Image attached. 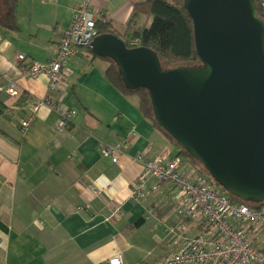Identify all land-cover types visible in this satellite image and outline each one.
Masks as SVG:
<instances>
[{"label": "crops", "instance_id": "0c3cea01", "mask_svg": "<svg viewBox=\"0 0 264 264\" xmlns=\"http://www.w3.org/2000/svg\"><path fill=\"white\" fill-rule=\"evenodd\" d=\"M79 1L18 0L16 28L0 25V264H96L118 252L137 264L174 248L164 239L177 206L174 187L148 178L144 196L131 198L142 173L134 155L145 152L148 159L165 149L179 154L142 115L138 96L117 90L105 75L107 62L86 49L68 61L59 92L48 93L44 75H23L30 62L52 58L56 34L68 26ZM142 1L91 0L119 33ZM149 22L142 15L135 25ZM11 81L18 97L5 91ZM48 94L75 110L65 126L47 104L32 109ZM118 143L123 148L117 163L101 155V147ZM116 202L121 212L111 218Z\"/></svg>", "mask_w": 264, "mask_h": 264}, {"label": "water", "instance_id": "95a60500", "mask_svg": "<svg viewBox=\"0 0 264 264\" xmlns=\"http://www.w3.org/2000/svg\"><path fill=\"white\" fill-rule=\"evenodd\" d=\"M200 64L163 68L116 35L89 44L124 86L143 89L154 120L228 194L264 201V22L253 0H183Z\"/></svg>", "mask_w": 264, "mask_h": 264}, {"label": "built area", "instance_id": "2783aa9c", "mask_svg": "<svg viewBox=\"0 0 264 264\" xmlns=\"http://www.w3.org/2000/svg\"><path fill=\"white\" fill-rule=\"evenodd\" d=\"M253 1L256 10L260 9L264 15V0ZM99 16L91 0H80L72 9L68 26L56 34L57 45L52 58L44 62H30L22 70L23 75L29 78L46 76L48 93L64 89L66 65L79 49L89 46L99 35L96 28ZM17 59L23 61L25 56L18 54ZM5 91L12 97L21 94L12 81ZM43 104L58 112L60 126H65L76 113L54 101L51 94L34 104L32 109L37 110ZM28 124L29 119L22 121V130ZM134 133L131 129L130 136ZM122 148L123 143L104 145L100 153L117 163ZM145 155V152L137 153L133 157L141 164L142 173L132 187L131 198L140 200L144 196L148 178L174 187L177 206L173 223L167 227L164 236L174 248L157 259L137 264H264V201L258 206L232 202L209 175L197 165L188 163L182 155L172 154L169 149L153 158L146 159ZM156 187L157 184L152 189ZM91 192L101 194V190L95 187H91ZM120 212V203L110 205L111 218ZM198 227L202 230L189 234ZM96 264L128 263L118 252Z\"/></svg>", "mask_w": 264, "mask_h": 264}, {"label": "trees", "instance_id": "16d2710c", "mask_svg": "<svg viewBox=\"0 0 264 264\" xmlns=\"http://www.w3.org/2000/svg\"><path fill=\"white\" fill-rule=\"evenodd\" d=\"M17 2L18 0H0V25L10 29L16 28L15 9ZM142 15L149 18L150 22L147 25L137 28L135 24L137 19ZM257 15L264 22V15L260 9H257ZM96 28L99 34L110 33L118 36L127 47L144 46L153 50L159 58L163 68L200 64L199 58L195 52L191 19L184 9L183 0H144L135 3L133 5L131 18L123 33H119L110 21H106L100 16L96 20ZM81 49H86L90 55L105 60L107 62L105 75L110 83L122 94L137 95L142 115L149 120L154 128L168 141L172 142L173 145L177 147L179 154L182 155L188 163L197 165L203 172L209 175L198 161L182 150L173 139L157 125L153 117L150 100L145 90L138 89L132 91L127 89L113 61L96 55L89 46ZM216 185L226 192L218 183H216ZM228 196L234 203H250L254 206L261 204L244 201L231 194H228Z\"/></svg>", "mask_w": 264, "mask_h": 264}, {"label": "rangeland", "instance_id": "374dc122", "mask_svg": "<svg viewBox=\"0 0 264 264\" xmlns=\"http://www.w3.org/2000/svg\"><path fill=\"white\" fill-rule=\"evenodd\" d=\"M250 264H255V263H250Z\"/></svg>", "mask_w": 264, "mask_h": 264}]
</instances>
